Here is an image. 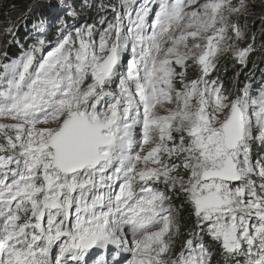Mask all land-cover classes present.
Listing matches in <instances>:
<instances>
[{"label":"snow or ice","instance_id":"6c2138e0","mask_svg":"<svg viewBox=\"0 0 264 264\" xmlns=\"http://www.w3.org/2000/svg\"><path fill=\"white\" fill-rule=\"evenodd\" d=\"M0 41V264H264V83L219 75L264 0H0Z\"/></svg>","mask_w":264,"mask_h":264},{"label":"trees","instance_id":"16d2710c","mask_svg":"<svg viewBox=\"0 0 264 264\" xmlns=\"http://www.w3.org/2000/svg\"><path fill=\"white\" fill-rule=\"evenodd\" d=\"M29 0H18V3L23 6L27 4ZM83 22V21H82ZM91 22V21H89ZM21 34L23 35V31H21ZM0 44H3V41H0ZM12 53L18 54V48L16 46H13L10 49V55ZM253 61H255V67L253 66ZM240 70V67L236 68V65H233L232 63L227 64H221L219 75L220 77L225 81V83H229L231 80L234 79V75L237 74L236 72ZM243 70V73H240ZM240 73L239 79L243 81L246 77L251 76L252 79L256 81V83L259 85L260 83L264 82V57L262 56H253L252 59L249 61L247 67H244ZM179 203V202H177Z\"/></svg>","mask_w":264,"mask_h":264},{"label":"rangeland","instance_id":"374dc122","mask_svg":"<svg viewBox=\"0 0 264 264\" xmlns=\"http://www.w3.org/2000/svg\"><path fill=\"white\" fill-rule=\"evenodd\" d=\"M21 31H23V33H24L25 30L22 28ZM237 67H240V70H238L236 73H239V71H241V70L244 68V67L242 68V67L239 66V65H236V68H237ZM240 73H243V70H242ZM240 73H239V74H240ZM236 76H237V74L234 75V78H235ZM239 77H240V75H239ZM263 83H264V82H263Z\"/></svg>","mask_w":264,"mask_h":264}]
</instances>
